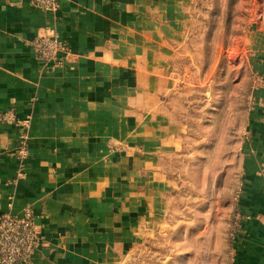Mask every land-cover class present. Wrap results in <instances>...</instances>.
I'll return each mask as SVG.
<instances>
[{
  "label": "crops",
  "instance_id": "1",
  "mask_svg": "<svg viewBox=\"0 0 264 264\" xmlns=\"http://www.w3.org/2000/svg\"><path fill=\"white\" fill-rule=\"evenodd\" d=\"M56 2L46 11L0 0V218L33 211L43 244L26 264H130L174 208L162 161L183 134L166 102L193 0ZM262 9L250 31L259 87L239 143L244 219L232 264H264ZM50 34L70 46L69 60L38 57L33 40Z\"/></svg>",
  "mask_w": 264,
  "mask_h": 264
},
{
  "label": "rangeland",
  "instance_id": "2",
  "mask_svg": "<svg viewBox=\"0 0 264 264\" xmlns=\"http://www.w3.org/2000/svg\"><path fill=\"white\" fill-rule=\"evenodd\" d=\"M263 5L193 0L192 27L176 63L180 79L166 102L183 134L162 161L174 208L130 264H232L243 215L236 201L243 186L239 143L259 87L249 64L250 31Z\"/></svg>",
  "mask_w": 264,
  "mask_h": 264
},
{
  "label": "built area",
  "instance_id": "3",
  "mask_svg": "<svg viewBox=\"0 0 264 264\" xmlns=\"http://www.w3.org/2000/svg\"><path fill=\"white\" fill-rule=\"evenodd\" d=\"M35 7L46 11L57 9L56 0H33ZM32 45L38 57L44 61L65 62L72 56L71 48L54 34L37 37ZM15 114L10 111L4 116L5 121L15 120ZM18 146L22 157L28 155V136L20 137ZM238 232L242 227L244 216L238 214ZM237 239V238H236ZM236 243V242H235ZM43 244L37 229L35 216L31 209H26L23 216L5 213L0 218V264H26L32 254Z\"/></svg>",
  "mask_w": 264,
  "mask_h": 264
}]
</instances>
